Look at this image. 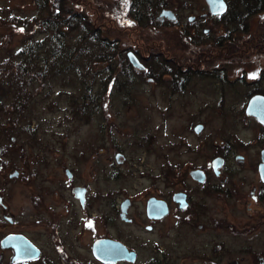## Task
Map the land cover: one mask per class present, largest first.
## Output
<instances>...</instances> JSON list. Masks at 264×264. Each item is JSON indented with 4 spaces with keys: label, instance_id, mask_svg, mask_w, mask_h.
I'll list each match as a JSON object with an SVG mask.
<instances>
[{
    "label": "rangeland",
    "instance_id": "1",
    "mask_svg": "<svg viewBox=\"0 0 264 264\" xmlns=\"http://www.w3.org/2000/svg\"><path fill=\"white\" fill-rule=\"evenodd\" d=\"M83 1L86 3L88 16H93L90 19L94 22L97 18L104 30L110 32L113 47L124 48L122 53L114 50L118 52V56H125V51L135 47V44H146L144 46L149 49L156 47L159 50L171 47L177 51L181 47L182 36L179 29L160 26L134 30L136 23L132 24L125 15L127 0ZM199 1L198 7L201 6V0ZM48 6L49 1L45 0H0V65L10 60L43 70H49L51 65L60 68L58 73H53L50 79L38 87L39 91L28 100L23 114L8 113L6 106L0 110L1 120L7 123L17 121L16 126L9 127L12 130L7 129L8 132L1 137L0 144H13L15 148L22 146V155L32 156L31 161L36 159L37 154L43 155L45 159L58 155V152L54 155L48 152V147L51 146L66 145V150L70 151L85 150L83 147L86 145L101 146L99 169L94 171L88 163L83 164L81 182L89 183L95 191L103 193V210H111L110 205L108 206L110 199L116 203L121 202L124 196L136 194L149 186L153 174H157L159 167L163 164L165 166L169 161L199 163L211 160L226 149L229 150L228 159L232 161L235 154H243L251 162L257 159V150L264 144V129L258 121L245 113V105L249 98L247 95L254 86L261 87L264 94V55L253 56L249 61L237 59L234 63L229 61L221 65L225 62V53H210L205 57L208 64L225 67L228 79L224 83H218L217 77H194L184 89L173 91L166 76L162 75L151 81L148 80L150 75H134L123 62L120 72L113 74L107 63L93 60L101 48L92 40L83 45L78 53L72 54L79 43L81 30H66L63 35L52 27L39 25L33 33H27L12 21L15 17L32 20L34 17L47 15L50 12ZM186 11H182L183 15ZM208 26L209 24H205L204 28ZM212 26L216 27V24ZM249 26L252 34L264 33V11L252 16ZM232 27L230 23L228 29ZM227 31L224 26L211 30L214 36ZM244 33L245 30H241L238 37L246 36ZM218 48L229 50V45L213 47L215 51ZM84 50H89V55ZM250 51H260V48ZM232 53L236 54L237 51L229 53V58ZM166 56L170 54L163 53L158 57L163 59ZM180 56V59L187 58ZM217 56L222 61L215 60ZM119 63L116 58L113 59V64ZM205 65L207 64H200ZM110 76V80L107 79ZM101 80L107 82L105 88L102 87ZM34 85L39 86L38 82ZM88 92L93 96L92 101L84 106L82 113L76 114L73 112V103L76 105L77 102H84L83 97ZM13 95L0 82V103L3 106L13 100ZM197 125H201L198 132L194 128ZM26 127H33L32 131H27ZM46 146L48 147L45 148ZM115 146L128 155L130 161L126 164L116 163ZM13 160L17 162V157ZM93 171L96 178L93 177ZM157 181L160 186L163 185L162 181ZM186 181L190 187L191 182ZM30 186L22 187L23 205L27 203L26 195L32 191ZM109 193L112 194L111 198ZM216 196L212 206L216 219L227 213L236 217V221H247L243 214V204L234 201L227 204ZM131 211L138 220L134 223L119 220L118 229L123 241L138 253L133 264H160L162 252H166V264H196L194 260L182 258L181 254L186 249L199 251L200 242L206 239L202 240L193 233L187 224L177 222V215L168 217L163 228L158 227L148 232L146 218L139 220L144 212L143 199L134 197ZM22 214L29 217L25 207ZM44 216L47 214L43 213ZM45 227L41 223L28 229L40 234L38 236L41 243L47 248L46 252L50 257L54 251L52 253L49 239L43 234ZM213 232L216 240L227 243L231 248L241 247L243 243L252 248L257 247L254 233L249 234L252 238H249L248 233L238 236L237 232L223 231L216 225ZM90 236V231L87 230L83 241H80L81 247L75 250L83 261L90 260L87 245ZM151 241L160 246V252L158 245L148 244ZM246 256L247 263L250 264L254 257ZM54 257L52 264H65L63 259Z\"/></svg>",
    "mask_w": 264,
    "mask_h": 264
},
{
    "label": "flooded vegetation",
    "instance_id": "2",
    "mask_svg": "<svg viewBox=\"0 0 264 264\" xmlns=\"http://www.w3.org/2000/svg\"><path fill=\"white\" fill-rule=\"evenodd\" d=\"M199 2V0H127L125 15L132 24L142 25L141 23H147L143 24L147 25V28L165 26L179 29L182 44L177 51L171 47L159 50L156 47L149 49V47L144 46L146 44H135L136 46L132 44L135 47L128 48L125 55L128 57V53L131 52L138 58L169 53L170 56L165 58L167 60L180 55V57L196 55L199 58L197 61L203 64L206 56L216 52L225 53L224 64L228 63L230 50L218 48L215 51L213 49L214 41L218 37L228 36V33L224 32L214 36L211 30L215 31L216 28L223 26L228 30V26L232 22L225 14L229 8L232 6L234 8L238 7L240 11L245 12V5L240 0H224L226 4L224 12L210 13L207 1L201 0V6L198 7ZM120 7V11H122L123 8L121 5ZM164 9L169 10V14L161 16V11ZM183 10H187L185 15H183ZM235 12H237L236 9ZM205 24H209V26L204 28ZM215 24L216 27L212 26ZM133 28L136 30L138 27L134 26ZM205 42L209 47H205ZM198 44L201 47L197 46ZM158 46L161 45L158 44ZM223 46L226 47L227 44L224 43ZM121 48L118 47L116 50L122 53L124 48ZM182 60L184 59L174 65L175 78L179 84L186 86L194 77L201 79L217 77L219 78L218 83H224L223 81L228 79L225 67L211 66L208 74L201 77L185 71ZM217 61L222 60L218 59ZM29 66L35 70L33 65ZM127 68L131 69L134 75H143L144 77L148 75L145 66L143 69H138L131 64ZM163 76H166L170 84L173 83L170 80L171 74L164 73ZM149 77L148 80L151 81L156 79L152 75ZM24 79L28 85L37 82L36 78L30 82L27 74L24 75ZM12 121L8 123L9 127L16 126L17 121ZM261 126L264 129V125L261 124ZM32 128L27 129L26 127L25 129L32 131ZM4 129H0V139L12 130L5 131ZM67 147L66 145L48 147V152L53 153V155L56 152L59 154L51 159H45L43 155L39 156L37 154L36 159L31 161L32 156L22 155V146L15 148L13 144H0V264H52L51 261H53L54 256L63 259L65 264H68V262L72 264H133L138 253L120 237L118 221L134 223L138 220L131 211L134 197L137 198V196L144 201V212L139 220L146 218V230L148 232L154 231L158 227L163 228L165 220L175 214L177 215V222L187 224L193 230V233L200 236L202 240L206 239V241L200 242L199 251L186 249L183 255L181 254L182 258L194 260L196 264H248L247 254L254 257L250 264H264V159H262L264 144L257 150V159L253 162L248 161L243 154H235L234 160H229L228 149L213 156L211 160L199 163L166 162L165 166L163 164L161 168L159 167L157 174H153L150 185L140 190V192L126 195L121 202L117 203L110 199L108 206L110 205L111 210L102 209L103 193L95 191L89 183L81 182L83 175L81 166L83 164L88 163L94 171L99 169L102 147L86 145L83 147L85 150L79 151L66 150ZM114 150L116 163L126 164L130 161L131 158L122 150L117 147ZM16 157L17 162L13 160ZM215 158L220 160L214 162ZM28 159L30 160L28 161ZM44 159L48 163L47 165ZM141 161L143 162V159ZM192 170H200L204 174L203 179L193 178L190 174ZM93 177L96 178L95 172ZM38 180L40 182L36 183L35 181ZM157 180L162 181L165 185L160 186ZM186 180L191 182L190 187L189 182ZM24 185H31L32 191L26 195L27 201L24 200L27 203L23 205L21 191ZM196 187H198V190ZM175 193H183L184 200L180 197L179 199H182L179 202L174 201L173 195ZM215 195L227 204L231 201L243 204L245 208L243 214L247 221L245 223H242V220L241 222L236 221V217H231L227 213L216 219L212 207ZM106 196H108V193ZM111 196L112 194L109 193V198ZM151 198L159 201H154L155 206H158L159 209L155 211L149 209L147 211L148 201ZM124 200H128V204L124 211L125 219H122L121 204ZM161 201H164L168 207V212L162 216H160L163 203ZM180 204H185V206L181 207ZM24 207L26 215H29L27 218L22 214ZM43 213L47 216L43 217ZM148 213L151 215H148ZM89 222L91 227L88 226ZM41 223L46 226L43 234L49 239L52 253L54 251L50 257L46 252L47 248L41 243L39 233L37 231L38 234L33 233L28 229ZM98 225L100 229H98ZM215 225L223 231L237 232L238 236L248 233L249 238H252L249 234L254 233L258 242L257 247L252 248L245 243L238 248L229 247L227 243L215 239L213 232ZM87 230L91 234V239L87 244L90 260L83 261L75 250L81 247V242ZM11 235L16 236L14 243L3 245L2 241ZM19 236L25 237L33 245L32 247L38 250L36 257L22 260L15 259L20 250L19 241L17 240ZM103 239L119 241L124 244L128 251L135 252L134 260H116L115 257L118 253L115 250H106L104 254L102 253L106 261L98 258L94 253L93 246L97 240ZM148 244L158 245L155 241ZM159 247L158 245V252L161 251ZM32 252L34 253L35 250H32ZM167 262L166 252H162L160 264H166ZM149 264L153 263L149 262Z\"/></svg>",
    "mask_w": 264,
    "mask_h": 264
},
{
    "label": "trees",
    "instance_id": "3",
    "mask_svg": "<svg viewBox=\"0 0 264 264\" xmlns=\"http://www.w3.org/2000/svg\"><path fill=\"white\" fill-rule=\"evenodd\" d=\"M49 1V14L40 15L39 17H34L32 20H26L21 17H15L12 19L13 22H16L18 27H20L23 31L27 33H33L35 28L40 26H45L46 28H53L58 34H66V30L74 31L76 29L82 31V35L80 36L79 43L77 47L74 49L72 54L78 53V51L82 48L83 45L87 44L88 41L92 40L100 46V50H98V55L93 58L95 62L107 63V67L111 69L113 74L119 73L123 64L130 66L131 63L128 60V57L118 56V52L115 47H113L112 40L110 37V32L104 30L103 25L99 24L100 21L95 18L93 22L90 18L93 16H88L86 8V3L83 0H45ZM244 3L245 12L240 11L238 7L234 8L233 6L229 8L225 16L231 20L233 27L228 29V36L218 37L213 43L214 47L221 46L224 43L229 45L230 53L233 51H237L236 54H230L229 61L234 63L237 59H246L249 61L251 57L257 55H264V33H250V19L252 16L264 11V0H240ZM235 9L237 12H235ZM94 10H98L95 8ZM98 12V11H97ZM96 12V16H97ZM98 17V16H97ZM155 23V22H153ZM147 24V23H146ZM136 27L138 29H142L144 27L147 28V25L140 26L136 23ZM143 28V29H144ZM148 27L147 29H150ZM241 30H245L244 35L241 38L238 37V33ZM4 43H2L3 45ZM202 44V43H200ZM200 44L197 46L201 47ZM1 45V46H2ZM31 46V44H29ZM205 47H209L207 42H205ZM260 48V51L251 52L250 49ZM30 49V48H29ZM245 51V52H244ZM88 53L89 50H84V53ZM120 52V51H119ZM243 52V53H242ZM256 52V53H255ZM71 54V55H72ZM89 55V53H88ZM158 56H147V57H138L139 61L146 67L147 74L152 75L157 79L161 77L164 73L171 74L170 80L173 81L171 87L173 91H178L179 89H184L185 85L179 84L175 78V63L181 62L179 57H174L169 60L165 58H160ZM117 59L120 63L113 64V59ZM198 56H187L186 59L182 60L185 65V71L190 72V74H197L199 76H204L208 73L209 68L211 67L209 62L206 60L203 64H207L205 66H200V62L197 61ZM220 58V59H219ZM250 58V59H249ZM158 59V62H156ZM221 60V57H215V60ZM226 59V58H225ZM237 60V61H238ZM219 62V61H218ZM157 64V65H155ZM217 64V63H213ZM222 63L221 65H223ZM92 65V64H90ZM154 66H157L154 67ZM160 67V68H158ZM60 68L58 66H50L49 70H43L41 68L32 69L27 63L19 64L16 62H12L7 60L4 65H0V82L8 87L9 90L13 92V100L6 105H0V110L6 109L9 110L8 113H17L21 114L26 111L27 102L31 99L35 94H37L38 87H41L42 84L45 83L48 79H50L53 73H58ZM29 75L30 82L32 79L36 78L38 85L35 86L32 83H25L24 75ZM261 75V74H260ZM111 76L107 79L110 80ZM176 80V81H175ZM44 82V83H43ZM102 87L105 88L106 83L101 80ZM184 84V83H183ZM32 85V86H31ZM35 86V87H34ZM254 93H263V89L258 86H254L250 93L247 96H251ZM21 98V99H20ZM84 102H77L75 105L73 103V112L82 113L84 106L87 103L91 102L93 96L88 92L83 97ZM9 124L6 121L0 119V129H4L5 131L9 130ZM29 129V127H27Z\"/></svg>",
    "mask_w": 264,
    "mask_h": 264
},
{
    "label": "water",
    "instance_id": "4",
    "mask_svg": "<svg viewBox=\"0 0 264 264\" xmlns=\"http://www.w3.org/2000/svg\"><path fill=\"white\" fill-rule=\"evenodd\" d=\"M207 4H208V8H209V12L210 13H222L225 11L226 9V4L224 2V0H206ZM221 4L223 5V11L220 10L221 8ZM169 14V10L164 9L161 11V16L163 15H167ZM128 60L129 62L136 68L138 69H143L144 65L139 61V59L131 52L128 53ZM245 113L249 116L254 117L259 123L264 125V94L261 93H257L252 95L247 102V105L245 107ZM200 125H197L195 127V130L198 132L200 130ZM262 153H263V157L262 159H264V148L262 149ZM217 160H220L219 158H215L214 162ZM200 173V174H199ZM191 176L195 179H203L204 174L200 171V170H192L190 172ZM184 194L183 193H175L173 195V200L176 202H179V200H181L183 198ZM180 197H182L181 199H179ZM184 200V198L182 199ZM155 202H159L154 198H151L148 201V205H147V211L149 209H152L153 211L159 209V207L155 206L154 204ZM162 203V211L160 216L166 214L168 212V207L166 205V203L164 201H161ZM181 202V201H180ZM128 204V200H124L121 204V218L125 219L124 216V211L126 210V206ZM164 204V206H163ZM181 207H184L185 204H180ZM148 215H151L148 213ZM15 235H11V236H7L6 239H4L2 241L3 245H9V243H14L13 241L15 240ZM19 241V246H20V250L17 253L15 259H27L30 257H36L38 254V250L34 249L35 247H32L33 245L23 236H19V238L17 239ZM15 247V246H14ZM32 250H35V252L33 253ZM93 250L94 253L96 254V256L98 258H100L101 260L106 261V259L104 258L105 256L102 255V253L104 254L106 252V250H115L117 254V256L115 257L116 260H122V259H128V260H134L135 258V252L134 251H128L127 248L124 246V244H122L119 241H112V240H107V239H103V240H97L94 243L93 246ZM28 255V256H27Z\"/></svg>",
    "mask_w": 264,
    "mask_h": 264
},
{
    "label": "snow or ice",
    "instance_id": "5",
    "mask_svg": "<svg viewBox=\"0 0 264 264\" xmlns=\"http://www.w3.org/2000/svg\"><path fill=\"white\" fill-rule=\"evenodd\" d=\"M221 11H223V5L221 4V8H220ZM89 227H91V223L89 222Z\"/></svg>",
    "mask_w": 264,
    "mask_h": 264
}]
</instances>
